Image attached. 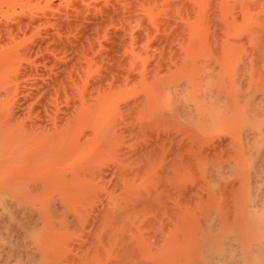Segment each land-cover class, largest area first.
<instances>
[{
  "label": "bare ground",
  "instance_id": "obj_1",
  "mask_svg": "<svg viewBox=\"0 0 264 264\" xmlns=\"http://www.w3.org/2000/svg\"><path fill=\"white\" fill-rule=\"evenodd\" d=\"M149 1L156 40L74 107L78 61L0 43V264H264V0Z\"/></svg>",
  "mask_w": 264,
  "mask_h": 264
},
{
  "label": "rangeland",
  "instance_id": "obj_2",
  "mask_svg": "<svg viewBox=\"0 0 264 264\" xmlns=\"http://www.w3.org/2000/svg\"><path fill=\"white\" fill-rule=\"evenodd\" d=\"M117 1V4L118 5H120V4H122V1L124 2L125 0H0V29H2V30H0V36H1V38H0V43H5L6 44V42L4 41V39L5 40H7L8 41V39L11 41V39H10V37L12 36V34L14 35V36H20V34H21V37L22 36H24L25 35V33H26V36H29V38L28 37H26L25 39V42H26V44H33V42L35 41L36 43H37V41L39 42V43H41V45L43 46V48H45V46H44V44L46 45V48H45V51H44V49H43V51L41 52V54H43V55H41L40 54V52L39 53H37V54H35V55H41L40 56V58L42 59H40L39 58V60H40V62H37V63H39L38 65H39V67H40V69H41V74L43 75V77L42 76H39L40 77V80L42 79V78H47V76L49 77V73H51V70H50V68H51V66H52V64L53 65H57L56 67L55 66H52V73H56V71H58L59 69V67L58 66H60L59 64H60V61L62 60V58H63V61H67L68 63H69V65L70 64H72V62L74 63L75 61H78V63H77V67L74 65H70L69 66V68L70 69H68L69 70V82L70 83H68L69 85H71V83L72 82H74L75 80H77V83H78V81H81L79 84H81L82 83V79H84V78H88V76H90V75H92V76H90L89 78L90 79H87V80H90V81H88V85H87V91L85 92V94H86V100H87V102H89V101H91V99L90 98H88V97H91V95H92V93H94L95 94V92L97 91L96 89H98V90H100L99 89V85H100V83L102 82V85L104 84V86H102L101 87V90H103L105 87H108V85L106 84V82L108 83L109 82V80H110V82H112V81H114L115 82V80H119V78L122 76V71H123V75H124V72H125V68H127L128 69V66H131L129 63H130V59H131V57H130V59H128L127 60V58L125 59H122L123 57H127L126 55H123V54H125V53H123L124 52V50H125V48H124V46L127 44L128 45V47H129V44H128V40L130 41V43L132 42H135L134 43V45L133 44H130V47H131V45L132 46H135L137 43V46L139 47V49L140 48H144V47H141L142 46V44H143V41L145 40V38L148 36V39L150 40V38H152V41L153 40H156L155 38H154V35H153V33L155 34V31H156V28H154V26H155V24L156 23H154V21H153V19L155 18V16L152 18H148L149 19V22H150V20L151 21H153V22H150V23H152V26H151V24H149L151 27L149 28L148 26V23H147V20L148 19H146V17H148L147 15H149L148 13H150V14H152L151 12V8H155L156 9V7H154V6H156L154 3V6L153 7H151V6H149V7H151V8H149V10L151 11V12H148V13H146V11H148L147 9L145 10L144 8H146V7H144V8H142L143 6H141L140 5V3H138L140 0H138L137 1V5H136V3H134L136 0H131L130 2H128L129 0H126L125 2H124V6H125V10H126V12H128V13H126L125 11V13L126 14H124V12H123V10H122V8H124V6L122 7L121 5H120V7H118V5H116V3H114V2H116ZM143 1H145V0H142V2ZM152 1V0H151ZM175 1H177V0H175ZM119 2V3H118ZM121 2V3H120ZM130 3V4H128V3ZM146 2H149V3H151L149 0L148 1H146ZM145 2V3H146ZM128 5H133L132 3H134V5L132 6V8H134V9H130V7L131 6H128ZM144 3V2H143ZM144 3V4H145ZM145 4L146 6L147 5H150V4ZM110 4H111V6H110ZM160 4V3H159ZM106 5H108L107 7H108V9H107V7H106ZM117 6V8H119L120 10H121V12H120V10L119 11H117L118 9L116 8V6ZM126 5H127V7H128V9L126 8ZM144 5V6H145ZM134 6H136V8H138L139 6L141 7H139V9L137 10ZM159 6H161V5H159ZM106 8V9H105ZM112 8H114L117 12H115V10L114 9H112ZM148 8V7H147ZM104 9V10H103ZM112 9V10H111ZM155 9L153 10V13H156L157 14V12L155 11ZM158 7H157V11H158ZM162 9H164V7L162 8ZM178 10H179V8H177ZM106 10V11H105ZM130 10V11H129ZM133 10V11H132ZM143 10V11H142ZM145 10V11H144ZM112 11H114V12H112ZM132 11V12H131ZM136 11V13L134 14V12ZM104 12H107V13H104ZM109 12V13H108ZM110 12H111V15H110ZM119 12H120V14H119ZM138 12V13H137ZM140 12V13H139ZM141 12H142V14H141ZM117 13V14H116ZM131 13V15H129ZM133 13V14H132ZM159 13V12H158ZM106 14V15H105ZM107 14H108V18H105L106 16H107ZM114 14V15H113ZM115 14H116V16H115ZM118 14H119V16H118ZM139 14H140V16H139ZM156 14H154V15H156ZM103 15H105V17H103ZM121 15V16H120ZM122 15H123V17H122ZM134 15H136L135 16V19H134ZM146 15V17H144V16ZM153 15V14H152ZM114 16V17H113ZM126 16H128V17H126ZM130 16H132V17H130ZM111 17H113V20H110V18ZM122 17V18H121ZM143 17V18H142ZM149 17H150V15H149ZM160 17V16H159ZM159 17H158V19H159ZM116 18V19H115ZM131 18H132V20H135V23H134V21H132L131 20ZM177 18V17H176ZM103 20V21H99V20ZM106 19H108V20H106ZM112 19V18H111ZM118 19H119V21H118ZM130 19V20H129ZM140 19V20H139ZM146 19V21H144ZM157 18L156 19H154V20H158ZM109 20H110V22H109ZM122 20H123V22H122ZM128 20V21H127ZM136 20H137V22H140L139 24L141 25V26H139V27H141L140 29L142 30L143 29V31H141L140 29H138L139 27H138V23L136 22ZM139 20V21H138ZM142 20V21H141ZM161 20H163V19H160V21ZM177 20V22H178V18L176 19ZM114 21V22H113ZM127 21V22H126ZM132 21V22H131ZM159 21V20H158ZM164 21V20H163ZM101 22H103L101 25H99L98 23H101ZM130 22V23H129ZM157 22V21H156ZM176 22V21H175ZM109 23V24H108ZM110 23H113V24H111L112 25V27H111V25H110ZM125 23H127V24H125ZM133 23V24H132ZM144 23H146V24H144ZM157 23H159V22H157ZM162 22H160V24H161ZM97 24V26L95 27V25ZM137 24V25H136ZM142 24H144V25H142ZM159 24V25H160ZM173 24V23H172ZM178 25L180 24V23H177ZM99 25V26H98ZM104 25H107V27L106 28H109L108 30L107 29H104L105 28V26ZM109 25H110V27H109ZM122 25H124V26H122ZM136 25V26H135ZM158 25V26H159ZM177 25V26H178ZM122 26V27H121ZM131 26V27H130ZM161 26V25H160ZM94 27V28H93ZM99 27V28H98ZM117 27V28H116ZM148 27V28H147ZM10 28V29H9ZM11 28H12V30H11ZM98 28V29H97ZM103 29V31H105L104 33H103V31H101L102 29ZM115 28H116V30H115ZM132 28V29H131ZM145 28H147V29H145ZM151 28H154V31L152 30L151 31ZM26 29V30H25ZM97 29V30H96ZM100 29V30H99ZM123 29V33H121L120 31ZM133 29H134V31H133ZM182 29V28H181ZM5 30H7L6 32H5ZM19 32H18V31ZM93 30H94V32H93ZM107 30V31H106ZM119 30V31H118ZM126 30V31H125ZM131 31V32H129V31ZM136 30V31H135ZM4 31V32H3ZM14 31V32H13ZM55 31H57V33L55 32ZM99 33H97V32ZM127 31H128V33H127ZM139 31V32H138ZM147 31V32H146ZM148 31H149V33H148ZM150 31H151V34H152V36H151V34H150ZM2 32V33H1ZM12 34H11V33ZM23 32V33H22ZM102 32V33H101ZM106 32H109V33H106ZM139 33V35H138V33ZM141 32L143 33V34H141ZM145 32V33H144ZM19 33V34H18ZM56 33V34H55ZM105 33L107 34V35H105ZM127 33V34H126ZM131 33H134V34H131ZM148 33V34H147ZM4 34L8 37L7 39L5 38V37H3L4 36ZM93 34V35H92ZM98 34V35H97ZM117 34H119V35H117ZM123 34V36H125V37H128V38H124L123 36H121ZM137 34V35H136ZM131 35H133V36H131L132 37V39H135V41L133 40V41H131L132 39L130 38V36ZM136 35V36H135ZM144 35V36H143ZM18 36V37H19ZM135 36V38H133ZM140 36V37H139ZM142 36V37H141ZM146 36V37H145ZM149 36H150V38H149ZM44 37H45V39H44ZM123 37V38H122ZM136 37H138V38H136ZM28 38V39H27ZM31 38V39H30ZM75 38V39H74ZM79 40H78V39ZM122 38V39H121ZM144 38V39H143ZM2 39H3V41H2ZM30 39V40H29ZM43 39V40H42ZM74 39V40H73ZM82 39V40H81ZM121 39V40H120ZM123 39H125V40H123ZM141 39H143V40H141ZM147 39V40H148ZM27 40H28V42H27ZM37 40V41H36ZM44 40L46 41L45 43H44ZM63 40V41H62ZM71 41V43H70V41ZM85 40V41H84ZM88 40V41H87ZM91 40V41H90ZM119 40H120V42L121 41H124V42H119ZM139 40V41H138ZM142 42H141V41ZM147 40H145L146 42H147ZM9 41V42H10ZM31 41V42H30ZM41 41V42H40ZM75 41V42H74ZM77 41V42H76ZM80 41H81V44H80ZM34 42V43H35ZM69 44V46H66V45H68L67 43ZM87 44H86V43ZM101 42V43H100ZM43 43V44H42ZM65 43V44H64ZM73 43H74V46H72L73 45ZM76 43V44H75ZM78 43V44H77ZM85 44V46L87 45L88 46V48H87V46L85 47L84 46V44ZM93 43V44H92ZM105 43V44H104ZM120 43V44H119ZM124 43V44H123ZM126 43V44H125ZM8 44V43H7ZM6 44V45H7ZM48 44V45H47ZM49 44H50V47H49ZM101 44H104V45H101ZM140 44H141V46H140ZM145 44V43H144ZM143 44V45H144ZM61 45V46H60ZM78 45V46H77ZM93 45V46H92ZM108 45V46H107ZM123 45V46H122ZM126 45V46H127ZM1 46H4V44H1ZM42 46H41V48H42ZM65 46V47H64ZM77 46V47H76ZM80 46H82V47H80ZM103 46H104V48H103ZM120 46H122L123 48L121 49V47ZM65 49H64V48ZM89 47H91V48H89ZM102 47V48H101ZM57 48V50H55ZM58 48H60V49H58ZM62 48V49H61ZM68 48H70V49H68ZM71 48L72 49H74V50H71ZM78 48V49H77ZM82 50H81V49ZM84 48V49H83ZM94 48V49H93ZM119 48V49H118ZM46 49H47V51H46ZM87 49V50H86ZM90 49H92V50H90ZM145 49V48H144ZM67 51L66 53H69V54H67L66 55V53L64 52V51ZM70 50V51H69ZM81 50V51H80ZM86 50V51H85ZM122 50V51H121ZM50 51V52H49ZM61 51H63V52H61ZM74 51V52H73ZM85 53H83V52ZM87 51H89L90 53H91V55H90V53L89 52H87ZM96 55V57H94L92 54V52ZM45 52H47V53H45ZM74 53V55H73V53ZM119 52H121L122 53V55H120L121 53H118ZM55 53V54H54ZM83 54V55H85V57H86V55L88 54V55H90V56H87V57H90L89 59L92 61V56H93V60L95 61V62H97V64L99 65V63H100V65H99V68H96L95 66H97L96 64H95V62H93V64L91 63V61H89V59L86 57V59L87 60H85V58L84 59H82L83 57H82V55L81 54ZM56 54L58 55L59 54V56H56ZM63 54V55H62ZM34 55V54H33ZM34 55V56H35ZM45 55L46 56H49V57H45ZM78 55H80L79 57H77ZM33 56V57H34ZM36 56V57H37ZM38 56V57H39ZM42 56H44V57H42ZM53 56H55L56 57V59L58 58V59H61V60H59L58 61V59L56 60L55 59V57H53ZM62 56H64V57H62ZM70 56V57H69ZM73 56V57H72ZM100 56V57H99ZM115 56H116V58H115ZM53 57V58H52ZM68 57V59H64V58H67ZM81 57V58H80ZM101 57H103V58H101ZM113 57V58H112ZM119 57V58H118ZM121 57V58H120ZM43 58H45L44 60H43ZM50 58H52V59H50ZM72 60H71V59ZM78 60H77V59ZM106 58V59H105ZM108 58V59H107ZM118 58V59H117ZM74 59H76V60H74ZM96 59L98 60V61H96ZM103 59V60H102ZM114 60V62H113V60ZM117 59V60H116ZM121 59V60H120ZM84 60V61H83ZM106 60H107V62H106ZM41 61H42V63H41ZM46 61L48 62V63H46ZM52 61V62H51ZM58 62V63H54V62ZM62 61V62H63ZM70 61V62H69ZM86 61V62H85ZM90 63H89V62ZM122 61V62H121ZM123 61H124V63H123ZM126 61V62H125ZM50 62V63H49ZM80 62H82V63H80ZM85 62V65L83 64ZM88 62V63H87ZM104 62H106V64L104 63ZM111 63V66H110V63ZM116 62H119V64L118 63H116ZM40 63H41V65H40ZM44 63V65H42ZM46 63V64H45ZM102 63H104V65H102ZM128 63V64H127ZM79 64L80 65H82V66H79ZM86 64H89L90 66H91V69L92 68H94V70H95V68L97 69V70H95L96 71V73L95 72H93L89 67L86 69V68H84V67H86ZM94 64H95V66H94ZM116 64H117V66H116ZM121 64V65H120ZM122 64L123 65H125V66H123L122 67ZM48 65V66H47ZM102 65V66H101ZM107 65H109L108 66V68L107 69H105L106 67H107ZM113 65V66H112ZM116 67H115V66ZM128 65V66H127ZM81 68V69H79V67ZM88 66V65H87ZM94 66V67H93ZM120 66L122 67V69L120 68ZM137 67H138V65H136ZM43 67V68H42ZM44 67H46L45 68V70H44ZM50 67V68H49ZM58 67V68H57ZM72 67H74V68H76V69H74V68H72ZM105 67V68H104ZM137 67H135L136 69H137ZM54 68L56 69V71L54 70ZM72 68V69H71ZM113 68V69H112ZM118 68H120L119 69V71L120 72H118L119 74H121L120 76H119V78L117 79V75H118V73H117V71H118ZM124 68V69H123ZM130 68V67H129ZM133 68V67H132ZM44 71H43V70ZM47 69V70H46ZM84 69H85V71H84ZM89 69V71H87ZM104 71H103V70ZM109 69L111 70V71H109ZM115 69V70H114ZM116 69H117V71H116ZM136 69H134V70H136ZM48 70L50 71V72H48ZM75 70V71H74ZM78 71V73H77V71ZM82 72H81V71ZM90 70L92 71V73H90ZM98 70H101L100 71V73H98L97 74V72H99ZM89 72V74L88 75H86L85 77H84V75H79L80 76V78H81V76L83 77V78H81V80H80V78H78V77H76L77 75H74V74H80V73H82V74H84V72ZM102 71L106 74V75H103L104 73H102ZM109 71V72H108ZM112 71H115V75H114V73H111V76H109L110 75V72H112ZM127 71V70H126ZM138 71V70H137ZM48 72V73H47ZM74 72H76V73H74ZM80 72V73H79ZM47 73V74H46ZM93 73H95V74H93ZM109 73V74H108ZM101 76H100V75ZM108 74V75H107ZM113 74V75H112ZM45 75H47V76H45ZM51 75V74H50ZM74 75V76H73ZM98 75V76H97ZM93 76H94V78L95 77H97L96 79H92L93 78ZM103 76V77H102ZM107 77L108 76V78H106V79H104L105 77ZM99 77V78H98ZM73 78V79H72ZM77 78V79H76ZM112 78V79H111ZM116 78V79H115ZM70 79H72V80H70ZM98 79H99V82H98ZM107 80V81H104V80ZM74 80V81H73ZM93 80V81H92ZM84 81H86V79L85 80H83V83H84ZM99 84H98V83ZM118 82V81H117ZM117 82H115V84L117 83ZM76 82L75 83H73L74 85L75 84H77ZM94 85H96V86H94V88H93V84ZM96 83V84H95ZM89 84H90V86H89ZM68 85V86H69ZM73 85H71V86H69L71 89L70 90H67V91H71L72 90V92H75V94L74 93H72L73 95H71L70 93H68L69 95L68 96H70L71 98L73 97V100L70 98L69 99V105H72L73 107H74V105H77V103L78 102H80L79 101V97L78 96H75V95H79V93H81V92H79V93H76V89H77V87H80V85L78 86H76V89L75 88H73L72 87ZM92 86V87H91ZM69 87H67V88H69ZM81 90H83V88H84V86H82L81 85ZM73 88V89H72ZM91 88H92V91H91ZM76 90V91H73V90ZM79 89V91H80V88H78ZM100 90V91H101ZM84 91V90H83ZM95 91V92H94ZM88 92H90L89 94H88ZM92 92V93H91ZM97 93H98V91H97ZM96 93V94H97ZM93 94V95H94ZM98 95V94H97ZM80 96V95H79ZM82 97V96H81ZM80 97V98H81ZM78 99V101L76 100V99ZM90 99V100H89ZM71 101V102H70ZM77 101V102H76ZM73 103V104H72ZM76 103V104H75ZM78 104H80V103H78ZM262 143V142H261ZM260 146H262L261 144H260ZM263 147H264V144H263ZM3 242H5L4 241V239L2 238V237H0V244H2ZM2 248H1V246H0V250H1ZM0 256H2V254L0 253Z\"/></svg>",
  "mask_w": 264,
  "mask_h": 264
}]
</instances>
